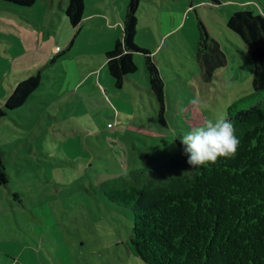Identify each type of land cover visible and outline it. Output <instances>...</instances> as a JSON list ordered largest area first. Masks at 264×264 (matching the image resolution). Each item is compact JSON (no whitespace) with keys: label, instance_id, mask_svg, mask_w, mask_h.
Returning <instances> with one entry per match:
<instances>
[{"label":"rangeland","instance_id":"374dc122","mask_svg":"<svg viewBox=\"0 0 264 264\" xmlns=\"http://www.w3.org/2000/svg\"><path fill=\"white\" fill-rule=\"evenodd\" d=\"M125 1L97 6L114 23L122 20ZM66 2L48 0V7L24 12L0 8V95L9 82L38 70L42 81L23 109L0 124L10 174L0 186V264H148L131 248L132 210L111 201L99 184L116 168L155 165L176 154L180 136L225 118L237 99L245 97L244 108L264 99V90L253 88L245 42L226 24L248 2L261 11L264 0H141L135 41L160 68L165 124L144 54L134 53L138 69L121 88L104 64L92 72L122 30L107 22L99 31L88 20L78 30ZM199 19L226 54L211 76L198 57ZM100 76L106 93L96 83ZM196 97L205 107L191 105Z\"/></svg>","mask_w":264,"mask_h":264},{"label":"trees","instance_id":"16d2710c","mask_svg":"<svg viewBox=\"0 0 264 264\" xmlns=\"http://www.w3.org/2000/svg\"><path fill=\"white\" fill-rule=\"evenodd\" d=\"M0 2L28 7L36 0ZM140 4L141 0H128L123 34L104 53L106 67L121 88L138 69L134 53L144 54L149 88L160 102L159 121L165 124L160 68L151 50L135 41ZM246 5L234 10L226 24L245 42L253 65L252 85L260 91L264 90V14ZM84 11L85 0H68L66 14L78 30ZM198 29V57L211 76L215 67L226 63V54L201 19ZM41 85V70L18 80L0 105V124L24 107ZM244 99L229 104L224 118L234 124L241 141L235 157L188 170L179 142L180 150L163 162L116 168V175L100 182L104 195L132 210L131 248L146 263L264 264V99L247 108L242 106ZM9 180L0 147V186Z\"/></svg>","mask_w":264,"mask_h":264},{"label":"clouds","instance_id":"9594fccd","mask_svg":"<svg viewBox=\"0 0 264 264\" xmlns=\"http://www.w3.org/2000/svg\"><path fill=\"white\" fill-rule=\"evenodd\" d=\"M190 103L205 107L199 97L193 98ZM180 110L183 111V108ZM179 139L187 157L188 170L198 169L208 163L215 164L219 158L235 157L241 143L234 124L224 118L196 124Z\"/></svg>","mask_w":264,"mask_h":264},{"label":"crops","instance_id":"0c3cea01","mask_svg":"<svg viewBox=\"0 0 264 264\" xmlns=\"http://www.w3.org/2000/svg\"><path fill=\"white\" fill-rule=\"evenodd\" d=\"M90 1V0H89ZM100 1H102V0H98L97 2H100ZM64 2V1H63ZM94 2V1H93ZM97 2L95 1V3L91 6V4L88 2V0H85V11H84V16H83V18H82V20H81V27H80V30H82V28H84L85 26H83L84 24H83V21H85V20H88V22L90 23V24H92L93 26H95L96 27V25L97 26H101V28H99L98 27V29H99V31H101L102 29H105V27H104V24L105 23H109L110 24V28H113V27H116V28H114V29H117L118 31H119V29H121L122 30V33H121V31L116 35V36H114V35H112V37L115 39L114 40V44H115V41H116V39L117 38H119V37H121L122 36V34H123V19H124V15H125V12H126V7H127V3H128V0H126L125 1V8H124V13L122 14V20H114V23H111L109 20H108V18H109V16H106V11L105 10H103V9H101L99 6H97ZM163 2H165V0H163ZM51 3H53V0H51ZM60 3H62V0H60ZM65 3V2H64ZM66 3H68V0H67V2ZM89 4L90 5V7H88V5H86V4ZM48 0H36V2L33 4V5H31V6H28V7H22V6H15V5H13L12 3H0V5H12V7H9V6H6V7H3V6H0V8H3V9H7V10H10V11H13V12H24V11H30V10H35L37 7H39V6H46V7H48ZM246 4H252V3H246ZM190 6H188V7H193L194 6V3L193 2H191L190 1V4H189ZM254 5H256V4H254ZM14 6V7H13ZM187 7V8H188ZM258 7H260V6H258ZM174 9H175V7H173ZM186 8V9H187ZM89 9V10H88ZM93 9V10H92ZM260 9H261V13H263L264 14V9L263 8H261L260 7ZM88 11V12H87ZM87 22V23H88ZM88 23V24H89ZM109 24H107L108 26H109ZM120 25H122V27H120ZM179 25V24H178ZM93 28L94 27H92V30H93ZM161 34H163V33H161ZM165 34H167L166 32L163 34V35H165ZM162 36V35H161ZM163 37V36H162ZM110 48H108L107 50H109ZM107 50H105V51H107ZM105 65L106 66V58L104 57V61L102 62V64L99 66V67H97V68H94V69H92L91 71L93 72V71H96L97 69H100V67L102 66V65ZM107 68V67H106ZM132 77H131V75L129 76V79H127V80H125V82H124V85L128 82V81H132ZM96 83L98 84V85H101V86H103V84H102V79H101V76L97 79V81H96ZM131 84V83H130ZM9 85L11 86L10 87V90H6V88H4V91H3V93L0 95V101H2L3 99L5 100V98L10 94V91L12 90V88H13V86L14 85H12L11 84V82H9ZM123 85V86H124ZM103 88V92L104 93H106V90H105V88H104V86L102 87ZM7 91V92H6ZM35 94V93H34ZM3 97V98H2ZM3 100V101H4ZM21 109H23V107H21L20 109H18V110H16V111H14V112H19ZM74 143V145H76V143L75 142H73ZM77 147H79V146H77ZM77 149V148H76ZM79 151H81V150H79ZM82 152V151H81Z\"/></svg>","mask_w":264,"mask_h":264}]
</instances>
